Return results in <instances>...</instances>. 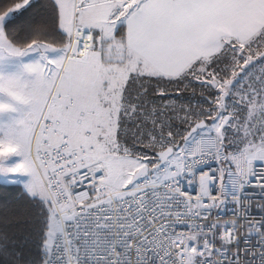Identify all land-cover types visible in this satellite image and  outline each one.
Masks as SVG:
<instances>
[{
  "label": "snow or ice",
  "instance_id": "6c2138e0",
  "mask_svg": "<svg viewBox=\"0 0 264 264\" xmlns=\"http://www.w3.org/2000/svg\"><path fill=\"white\" fill-rule=\"evenodd\" d=\"M0 264H264V0H0Z\"/></svg>",
  "mask_w": 264,
  "mask_h": 264
}]
</instances>
